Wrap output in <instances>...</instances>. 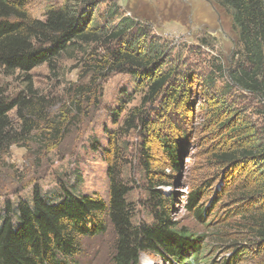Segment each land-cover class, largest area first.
Here are the masks:
<instances>
[{
    "label": "rangeland",
    "instance_id": "obj_1",
    "mask_svg": "<svg viewBox=\"0 0 264 264\" xmlns=\"http://www.w3.org/2000/svg\"><path fill=\"white\" fill-rule=\"evenodd\" d=\"M64 1L27 0L26 10L44 19L48 9ZM93 6L91 24L107 28L124 17L136 26L142 24L144 34L135 49L146 53L156 45L157 69L174 77L153 103L140 108L147 115V126L125 132L124 120L139 107L144 87L132 74L104 68L100 60L117 43L69 50L55 69L42 64L30 71L33 87L48 106L26 138L0 155V214L6 203L29 199L34 187L53 194L63 185H74L80 193L106 199L107 168L116 151L121 180L131 187L127 198L135 225L153 222L145 199L146 176L155 175L162 182L157 187L161 196L171 199L166 205L169 219L177 229L199 237V261L207 258L209 264H224L235 250L234 264H264L263 254L235 216L238 204L229 195L231 185L221 184L227 166L217 164L211 155L212 150L226 147L233 127L247 126L250 132L258 129L264 134V102L228 85V71L240 59L228 12L208 0H94ZM109 6L118 9L110 19ZM23 88L20 74L0 71V92L13 97ZM220 106L223 109L208 122L206 108ZM225 106L230 109L227 113ZM15 115L10 113L19 128ZM227 117L231 125L217 129ZM163 139L182 150L177 169L164 152ZM145 147L149 168L157 174L146 173L141 158ZM197 188L204 194L198 205L208 209L202 220L188 209L190 192ZM114 240L107 224L104 234L81 239L72 264H113ZM140 264L174 263L142 254Z\"/></svg>",
    "mask_w": 264,
    "mask_h": 264
},
{
    "label": "trees",
    "instance_id": "obj_2",
    "mask_svg": "<svg viewBox=\"0 0 264 264\" xmlns=\"http://www.w3.org/2000/svg\"><path fill=\"white\" fill-rule=\"evenodd\" d=\"M208 1L228 12L239 43L240 59L228 71V85L264 102V0ZM26 2L0 0V71L4 75L18 73L24 83V88L13 97L0 92V155L25 139L37 121L44 118L48 104L33 87L30 71L42 64L55 69L65 53L85 45L118 44L100 61L108 71L127 72L143 83L140 105L124 123L125 132L146 127L147 115L140 108L153 103L174 76L157 69L160 54L156 45L146 53L135 49L144 26H136L129 17L107 28L91 24L94 0H65L62 5L48 9L44 19L29 15ZM106 13L110 19L117 15L118 9L109 6ZM175 95L172 99L176 101ZM222 109L223 106L206 108L208 122H213ZM228 110L225 106L224 112ZM12 111L20 121L19 128L13 124ZM230 118L219 121L217 129L226 130L231 125ZM249 129L231 128L226 147L212 150L211 155L217 164L227 166L221 174V184L231 185L227 188L229 195L238 204L235 216L264 258V134ZM162 143L172 167L177 169L181 164V148L166 139ZM115 154L113 151L107 168L106 199L80 193L74 185H63L53 194H44L34 187L29 199L6 203L0 214V264H72L79 254L81 239L104 234L107 224L115 237L113 264H140L142 254L160 255L174 264H188V259L209 264L207 258L199 261L202 252L199 237L177 229L169 219L166 205L171 199L161 196L157 187L162 182L155 175L146 176L145 199L153 222L133 223V205L127 198L131 187L121 180ZM141 154L146 173L157 174L149 168V148L141 149ZM203 195L202 188H197L188 199V209L199 220L208 210L198 205ZM235 253L233 250L224 264H234Z\"/></svg>",
    "mask_w": 264,
    "mask_h": 264
}]
</instances>
